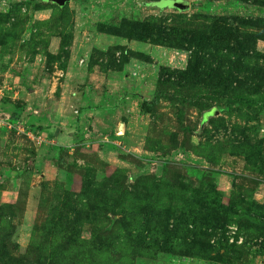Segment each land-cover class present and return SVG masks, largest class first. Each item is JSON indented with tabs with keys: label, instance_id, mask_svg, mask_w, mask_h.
<instances>
[{
	"label": "rangeland",
	"instance_id": "obj_1",
	"mask_svg": "<svg viewBox=\"0 0 264 264\" xmlns=\"http://www.w3.org/2000/svg\"><path fill=\"white\" fill-rule=\"evenodd\" d=\"M186 1L0 0V264H264V0Z\"/></svg>",
	"mask_w": 264,
	"mask_h": 264
},
{
	"label": "water",
	"instance_id": "obj_2",
	"mask_svg": "<svg viewBox=\"0 0 264 264\" xmlns=\"http://www.w3.org/2000/svg\"><path fill=\"white\" fill-rule=\"evenodd\" d=\"M66 1L67 0H57V2L62 5L65 4ZM166 2L169 4L168 7H174L178 9H187L190 6V3L186 0H166Z\"/></svg>",
	"mask_w": 264,
	"mask_h": 264
}]
</instances>
